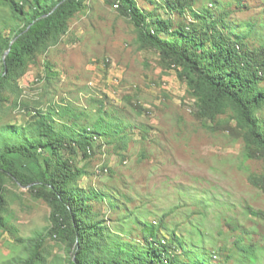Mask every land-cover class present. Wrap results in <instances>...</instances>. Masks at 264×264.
Returning a JSON list of instances; mask_svg holds the SVG:
<instances>
[{
	"label": "rangeland",
	"instance_id": "obj_1",
	"mask_svg": "<svg viewBox=\"0 0 264 264\" xmlns=\"http://www.w3.org/2000/svg\"><path fill=\"white\" fill-rule=\"evenodd\" d=\"M129 1L147 21L158 16L175 28L194 20L189 9L168 11L167 0ZM189 1L192 11L225 14V32L247 34L248 50L264 45V0ZM19 24L0 0V56L2 39ZM178 72L141 44L116 5L84 0L66 30L0 87V130L25 126L37 112L50 113L57 131L65 130L61 123L81 128L98 120L119 126L123 149L115 137L97 140L87 156H73L83 173L78 188L104 196L90 203L93 221L128 242L142 238L144 224H162L161 239L174 233L184 248L204 255L205 264H264V215L251 214H264V194L249 181H264V158L247 159L243 137L223 128L235 125L230 111L197 120L196 97ZM257 115L264 119V106ZM4 188L0 264H16L27 256L29 240L45 235L50 207L26 188ZM41 258L39 264H68L65 242L45 236Z\"/></svg>",
	"mask_w": 264,
	"mask_h": 264
},
{
	"label": "trees",
	"instance_id": "obj_2",
	"mask_svg": "<svg viewBox=\"0 0 264 264\" xmlns=\"http://www.w3.org/2000/svg\"><path fill=\"white\" fill-rule=\"evenodd\" d=\"M1 1L20 24L10 38L1 41L0 87L26 64L28 57L66 30L68 20L84 0ZM107 1L132 21L143 46L156 49L163 63L179 69V78L196 97L194 117L214 121L230 111L235 125L227 123L223 128L243 137L247 159L264 158V119L257 115L264 106V45L248 50L247 34L232 28L227 29L230 35L225 32L221 24L225 14L212 17L192 11L189 0H167L165 8L178 15L189 9L192 18L200 21L199 26L192 20L173 28L170 20L158 16L147 21V16L129 0ZM35 115L25 126H4L0 130V228L6 227L1 215L6 183L26 188L32 197L50 207L45 235L29 240L27 256L16 264H39L45 236L65 242L68 264L206 263L204 255L184 248V242L174 233L161 239L162 224H144L142 238L128 242L117 234H108L105 227L93 221L90 203L102 201L104 196L96 190L78 188L76 184L83 173L74 164L73 156L78 152L87 156L97 140L115 137L121 139L117 145L123 149L119 126L98 120L91 127L81 128L61 123L65 130L57 131L50 113ZM249 181L264 194V181L252 177ZM251 214L264 215L256 211ZM234 246L248 253L239 241Z\"/></svg>",
	"mask_w": 264,
	"mask_h": 264
}]
</instances>
